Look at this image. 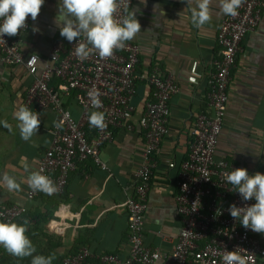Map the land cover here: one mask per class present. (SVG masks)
<instances>
[{"label": "crops", "instance_id": "obj_1", "mask_svg": "<svg viewBox=\"0 0 264 264\" xmlns=\"http://www.w3.org/2000/svg\"><path fill=\"white\" fill-rule=\"evenodd\" d=\"M60 2L45 0L31 29L21 36L25 58L36 55L43 64L38 62V75L54 44L66 40L54 22ZM195 6V0L190 6L187 0H134L129 11L136 12L142 26L136 38L129 41L140 47L141 69L159 67L172 74L180 88L171 99L170 132L157 153L143 229L145 244L161 248L168 258L183 228L175 199L179 175L188 156L193 125L205 106L208 76L219 55L218 30L227 17L220 13L219 0H213L212 21L197 28L191 22V7ZM34 28L39 31H33ZM242 47L232 72L228 112L216 156L264 174V10L257 31L244 40ZM35 79L24 65L9 67L0 60V121L12 126L9 130L0 123V175L7 172L18 182L24 181L20 192L9 193L0 187V207L13 203L28 209V214L16 223L29 221L27 235L36 248L34 255H54L53 264H63L68 255L82 248L94 257H126L130 246L125 204L134 175L142 164L145 139L139 119L151 88L141 83L137 89L132 102L134 131L119 130L103 146L101 160L107 169L92 160L81 162L71 173L62 197L41 196L29 201V173L24 165L37 171L40 159L52 145L53 128L58 122L54 110L30 108L39 113L40 129L29 141L21 138L14 113L18 106H25L26 92ZM65 108L74 117H81V109L73 99H66ZM62 211H67L71 218L64 220ZM53 223L63 227L50 230L48 226ZM261 240L264 246V234ZM31 260L32 257L19 259L9 255L0 246V264H31ZM259 264H264V257Z\"/></svg>", "mask_w": 264, "mask_h": 264}, {"label": "built area", "instance_id": "obj_2", "mask_svg": "<svg viewBox=\"0 0 264 264\" xmlns=\"http://www.w3.org/2000/svg\"><path fill=\"white\" fill-rule=\"evenodd\" d=\"M133 3L134 0H125L128 12ZM263 10L264 0H245L239 14L227 16L219 27V55L213 61L205 106L193 125L188 156L179 175L175 199L183 228L169 258L161 248L145 244L143 229L157 153L170 132L171 99L180 90L174 76L159 67L142 70L141 50L135 43L127 42L125 48L117 50L111 58L102 59L94 53L81 61L75 54L78 40L70 43L67 39L54 44L38 75V60L28 63L33 55L26 59L22 50L21 36L31 29L30 16L27 28L21 34L0 38L1 62L9 67L24 65L27 72L36 77L26 92L25 106L37 110L52 109L58 114L57 123L63 122L61 127L55 124L52 145L40 159L37 169L43 170L42 174L56 183L59 192L49 196L30 189L27 193L29 201L41 196L62 197L71 173L81 162L92 160L107 169L101 160L103 146L111 142L119 130L134 131L132 102L137 89L141 83L151 88L139 119L145 139L142 164L134 175L125 204L129 253L126 257L117 254L94 257L87 248H82L68 255L63 264H223V255L234 250L250 256L249 264H259L264 257L262 234L244 228L228 211L232 204L245 207L256 203L254 199L244 201L225 180V173L244 167L219 159L216 153L228 112L233 68L244 40L257 31ZM125 15L122 5L117 16L122 20ZM89 91H99L100 107H93ZM69 98L80 107V118L65 108ZM93 111L105 113V129L89 125ZM27 214L28 209L22 205L4 203L0 207V221L16 223Z\"/></svg>", "mask_w": 264, "mask_h": 264}, {"label": "clouds", "instance_id": "obj_3", "mask_svg": "<svg viewBox=\"0 0 264 264\" xmlns=\"http://www.w3.org/2000/svg\"><path fill=\"white\" fill-rule=\"evenodd\" d=\"M245 0H219L220 13L235 17ZM45 3V0H0V38L5 35L13 37L21 34L27 28L29 16L35 21ZM193 0H187L188 6ZM213 0H195V7H191V22L201 28L212 21ZM124 5L126 15L121 20L117 13ZM182 13H179L182 19ZM60 29V35L67 41L76 43L75 54L81 61L88 59L92 54L98 53L102 59L111 58L117 50L125 48L126 43L136 38L142 26L136 19V12L127 11L125 0H61L58 5V15L54 21ZM33 31H39L34 28ZM86 41V42H80ZM38 60L33 55L28 63ZM93 107H100L99 91L88 93ZM19 122L17 127L24 141H29L38 134L41 119L39 113L32 111L27 106H18L14 113ZM5 128L11 130L7 121H0ZM62 121L56 127L62 126ZM89 125L103 130L107 127L106 115L101 111H93L89 116ZM25 170L29 173L26 178L28 187L33 192H42L54 195L59 192V187L43 170L31 171L27 165ZM225 180L231 184L244 201L255 200L256 203L238 207L232 204L229 207L230 215L239 220L246 229L255 233L264 234V174L256 172L249 174L246 168H236L230 173H225ZM14 176L7 172L0 175V187L6 188L9 193L22 191L21 184ZM29 221L22 224L0 221V246L9 255L19 259L32 257L31 264H53L54 255H34L36 248L27 235ZM252 258L242 255L238 250L227 251L223 257V264H249Z\"/></svg>", "mask_w": 264, "mask_h": 264}, {"label": "bare ground", "instance_id": "obj_4", "mask_svg": "<svg viewBox=\"0 0 264 264\" xmlns=\"http://www.w3.org/2000/svg\"><path fill=\"white\" fill-rule=\"evenodd\" d=\"M61 215H62L64 220L67 219V218H71V215L67 211H62ZM64 226H67V225L64 223ZM48 227H49L50 230H59L63 226H60L57 223H53V224L49 225Z\"/></svg>", "mask_w": 264, "mask_h": 264}, {"label": "trees", "instance_id": "obj_5", "mask_svg": "<svg viewBox=\"0 0 264 264\" xmlns=\"http://www.w3.org/2000/svg\"><path fill=\"white\" fill-rule=\"evenodd\" d=\"M49 198H50V197H49ZM24 217H25V216H24ZM24 217H23V218H24Z\"/></svg>", "mask_w": 264, "mask_h": 264}]
</instances>
